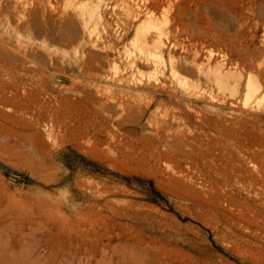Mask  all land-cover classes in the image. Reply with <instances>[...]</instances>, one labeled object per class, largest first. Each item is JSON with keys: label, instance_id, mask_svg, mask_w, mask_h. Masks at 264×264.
<instances>
[{"label": "rangeland", "instance_id": "obj_1", "mask_svg": "<svg viewBox=\"0 0 264 264\" xmlns=\"http://www.w3.org/2000/svg\"><path fill=\"white\" fill-rule=\"evenodd\" d=\"M9 85L0 264H264V0H0Z\"/></svg>", "mask_w": 264, "mask_h": 264}, {"label": "bare ground", "instance_id": "obj_2", "mask_svg": "<svg viewBox=\"0 0 264 264\" xmlns=\"http://www.w3.org/2000/svg\"><path fill=\"white\" fill-rule=\"evenodd\" d=\"M127 4V3H126ZM127 6L128 7H126V11H127V14H130V13H132V16L133 17H136L137 15H138V12H137V10H135V9H133L132 7H130L128 4H127ZM93 13H95V16L96 17H98V18H102V14H100V11L98 10V9H96V8H94V10H93ZM128 18L130 17V15H128L127 16ZM132 17V18H133ZM127 20V19H126ZM130 20V18L128 19V21ZM103 22L105 23H103L105 26H106V28L108 29V25H109V22H107L105 19L103 20ZM130 22V21H129ZM97 23H98V21H97ZM110 33V32H109ZM107 37H108V35H107ZM114 37V36H113ZM112 37V38H113ZM111 38V37H110ZM113 39H115V38H113ZM113 41V40H112ZM142 43H143V41H142ZM152 44V43H151ZM150 44V45H151ZM147 45V44H146ZM143 46V45H142ZM142 46H140L139 47V49L140 50H142ZM154 46V45H153ZM144 48H145V45H144ZM163 48V47H162ZM153 49V48H152ZM151 50V49H150ZM152 51V50H151ZM155 51V50H154ZM153 52V51H152ZM164 52V51H163ZM194 52V51H193ZM149 54H151V52H148ZM192 53V52H191ZM194 54V53H193ZM156 56H158V57H161V53H157V54H155ZM172 55H176V54H172ZM195 55V54H194ZM170 56H171V53H170ZM196 56H197V54H196ZM180 57H181V55H180ZM180 57H178V58H180ZM184 57V56H183ZM200 57V56H199ZM138 58H140V56L139 57H135V56H131V57H129L128 58V61H127V64H129V65H136L137 64V62H138ZM172 59H173V57H171ZM175 58V57H174ZM182 58V57H181ZM105 59V58H104ZM147 59V58H146ZM176 59V58H175ZM175 59H173V61L175 60ZM187 59V58H186ZM189 60V59H188ZM188 60H186V62L188 61ZM172 61V60H171ZM184 62H185V60H183ZM183 61H181V63L183 62ZM203 60H201V61H197V60H195V57H194V59H193V57L191 58V60H190V62H189V64L188 65H190V67L193 65L194 66V68L193 69H195V71H196V74H198V76H200V74L202 75H204V78H207L208 79V81L210 80L214 85H215V87H217L218 89H220L221 91H219L218 89V92H222L221 93V95L223 94V96H224V89H229L230 91H229V93H230V95L229 94H227V95H229L230 97H232L231 95H234V93H235V91L236 90H234L235 88L237 89V86H236V83H235V85H230V78L233 76V72H231L229 69H225L224 70V68H223V63H217V64H215V66H210V64L208 63V62H205V60H204V62L206 63V64H203V62H202ZM179 63V62H178ZM180 63V64H181ZM207 63L209 64V65H207ZM175 64V63H174ZM192 64V65H191ZM120 65V64H119ZM176 65H177V63H176ZM181 66H182V64H181ZM184 66V65H183ZM171 70L173 71L174 70V66H173V64H171ZM177 68V67H176ZM191 68V69H192ZM169 69V68H168ZM5 70H8V72L10 71L11 72V69L9 70V67H7ZM173 72H175V70L173 71ZM12 76V75H11ZM177 78V77H176ZM206 79V80H207ZM198 80V79H197ZM10 81V80H9ZM195 82V81H194ZM194 82H190V81H187L186 80V91L188 90V92H190V94H192V93H196L195 91H197V90H199L198 89V84H196V82H199V81H196L195 83ZM204 82V84H206L207 86H208V82L206 81V83H205V81H203ZM185 83H183V84H185ZM200 83V82H199ZM212 84V85H213ZM2 85V84H1ZM210 87H214V86H211L210 85ZM247 88H248V97L249 98H251V97H254V95L256 94V92H257V88H255V87H253V85L250 83V82H248L247 83ZM213 89H211V93L214 91H212ZM8 91H10V92H15L16 91V87L14 86V85H9L8 86V88H6V86L5 87H3L2 86V88L0 87V102H2V103H5V102H7L8 100H9V95L7 94V92ZM197 93H198V91H197ZM214 93V92H213ZM226 94V93H225ZM236 94V93H235ZM217 95V94H216ZM226 95V96H227ZM220 96V95H219ZM229 97V98H230ZM223 98V97H222ZM257 100V99H256ZM165 109V108H164ZM162 111V110H161ZM167 121V120H166ZM160 125H158V127H159ZM164 126L165 125H162V127L164 128ZM171 129V128H170ZM166 132V131H165ZM174 133H177V132H174ZM173 143V144H172ZM165 145H166V147H168L169 149H173V147H174V140L173 139H167L166 140V142L164 143ZM246 181V180H245ZM247 182V184L249 185V184H251V180H247L246 181Z\"/></svg>", "mask_w": 264, "mask_h": 264}]
</instances>
